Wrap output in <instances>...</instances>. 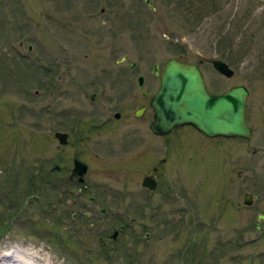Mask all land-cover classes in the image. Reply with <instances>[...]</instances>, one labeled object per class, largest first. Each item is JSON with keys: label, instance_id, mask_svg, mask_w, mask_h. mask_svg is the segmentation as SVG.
<instances>
[{"label": "rangeland", "instance_id": "1", "mask_svg": "<svg viewBox=\"0 0 264 264\" xmlns=\"http://www.w3.org/2000/svg\"><path fill=\"white\" fill-rule=\"evenodd\" d=\"M151 1L155 11L143 0H0V249L29 247L50 264H264V0ZM171 57L221 58L231 77L200 64L212 92L249 91L251 141L213 146L220 164L228 150L224 177L219 164L181 169L174 133L132 141L131 125L151 120L132 114L148 103L141 90L157 89L153 65ZM246 193L252 204L239 206Z\"/></svg>", "mask_w": 264, "mask_h": 264}, {"label": "water", "instance_id": "2", "mask_svg": "<svg viewBox=\"0 0 264 264\" xmlns=\"http://www.w3.org/2000/svg\"><path fill=\"white\" fill-rule=\"evenodd\" d=\"M155 10L151 0H143ZM213 66L226 76L233 71L220 59H209ZM157 73V64L154 65ZM160 84L152 96L150 104L154 108L151 130L157 134L168 133L172 128L183 124H192L208 136H226L250 138L251 129L245 121L246 97L248 90L244 85H237L222 94H210L203 82L199 68L193 64L179 62L175 58L166 61L160 74ZM142 75L138 76L141 87ZM143 108L136 115L139 116ZM54 136L60 144L67 143V134L56 132ZM72 175L78 176L82 182V175L86 172V165L77 159L73 160ZM55 169H59L58 166ZM142 186L149 189L156 187L151 176L142 181ZM247 195L246 202L249 203ZM262 216H259L261 218ZM256 227L259 228L257 225Z\"/></svg>", "mask_w": 264, "mask_h": 264}, {"label": "flooded vegetation", "instance_id": "3", "mask_svg": "<svg viewBox=\"0 0 264 264\" xmlns=\"http://www.w3.org/2000/svg\"><path fill=\"white\" fill-rule=\"evenodd\" d=\"M206 63H209V62H206ZM130 68L134 69L135 65L131 66V64H130ZM145 82H146V80L144 77L143 86H144ZM204 82H205V85H206V87L210 93H216V92H212V90H213L212 87L206 83L205 79H204ZM143 86H142V88H143ZM98 87L100 88L99 85H98ZM141 94L143 96H146V98H148L147 99L148 103H142L138 106L139 107L138 109H140L141 107H144L143 108L144 111L140 116H136V112L138 109L134 110L132 114L134 117L141 119L148 113L149 115H151V120H150V123H147L144 126L134 125V124L131 125L132 126L131 131L133 132L132 141L137 142V144H139V143H142L144 140L149 141L150 136H153V137H156L159 139L163 138L165 141L166 139L164 137L170 136L172 133H174V137L167 139V141L170 140V144H171L170 146H172V149H175L174 152L176 153V156L179 159L177 161L180 162L181 169L187 168L188 173H190L191 169H192L190 164L192 163V161H201L203 163L202 169L205 168L206 172H207L208 168H212L211 164H216V165L219 164V169L217 171H215L214 173H216L217 177H224L225 176L226 165L224 164V162L228 159V157L226 156V153H228V150L222 149L223 160L220 164V155H219V153H217L219 151V149H217L214 152L215 149L213 148V146H215V143H217V145L222 146V147L226 146V145H228V140H230L231 137H222V136L210 137V136H207L206 134H204L203 132L199 131L198 129H196L191 124H184V125H181L180 127L172 129L167 134L158 135V134L154 133L150 128V124H151V121L153 120V115H154V109L150 106V98H151L152 94L149 93L148 91H142V90H141ZM96 95H97V93L93 91L90 95L91 100H94ZM110 106L115 109L116 103L112 102L110 104ZM120 116H121L120 111L119 112L114 111V113H113L114 118L119 119ZM263 118H264V115H263ZM180 128H184V129L177 132V130ZM252 135H253V129H252ZM146 137H148V139ZM156 138H154L153 140H158ZM251 138H252V136H251ZM234 139H237L239 141H251V139L245 140V139L240 138V137H234ZM183 147H185V149ZM185 155L188 158L189 164L184 167L183 157H185ZM160 161L165 162V158H161ZM225 163H227V162H225ZM148 175H153L154 177H156V167H153V173L148 174ZM240 176H242V169H237V177H240ZM226 187H227V184H226ZM243 199H244V197H243ZM237 203L240 206L243 203V200L242 201L239 200V201H237ZM251 204H252V201H251Z\"/></svg>", "mask_w": 264, "mask_h": 264}, {"label": "bare ground", "instance_id": "4", "mask_svg": "<svg viewBox=\"0 0 264 264\" xmlns=\"http://www.w3.org/2000/svg\"><path fill=\"white\" fill-rule=\"evenodd\" d=\"M0 264H50L47 257L31 248L0 249Z\"/></svg>", "mask_w": 264, "mask_h": 264}, {"label": "trees", "instance_id": "5", "mask_svg": "<svg viewBox=\"0 0 264 264\" xmlns=\"http://www.w3.org/2000/svg\"><path fill=\"white\" fill-rule=\"evenodd\" d=\"M241 42H242V41H238V42H236V43L234 42V44H231V46H232V47H238V48H240V49H243V48H244V43H241ZM234 45H235V46H234ZM49 177H50V176L45 177V178L47 179V178H49ZM34 178H36V176H34ZM37 178H38V180H39L38 182H40V181L43 182L44 179H45V178L42 177L41 175H39ZM42 184H43V183H42Z\"/></svg>", "mask_w": 264, "mask_h": 264}]
</instances>
